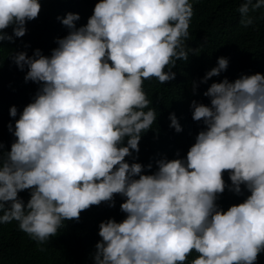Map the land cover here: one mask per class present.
<instances>
[{"label":"clouds","instance_id":"1","mask_svg":"<svg viewBox=\"0 0 264 264\" xmlns=\"http://www.w3.org/2000/svg\"><path fill=\"white\" fill-rule=\"evenodd\" d=\"M40 7L0 0V40L23 36ZM257 9L264 0H240L239 23L254 26ZM192 15L191 0H96L84 24L76 12L57 16L67 32L49 54L8 50L38 87L18 116L8 109L17 118L6 124L14 139L0 143V223L15 220L42 244L89 206L112 207L118 194L124 216L98 222L91 264H254L264 252V74L213 80L207 104L190 102L203 126L183 156H136L157 117L144 81H171L177 59L194 52L186 44ZM227 64L218 56L199 82ZM168 119L180 132L176 116ZM226 188L243 199L222 207Z\"/></svg>","mask_w":264,"mask_h":264},{"label":"trees","instance_id":"2","mask_svg":"<svg viewBox=\"0 0 264 264\" xmlns=\"http://www.w3.org/2000/svg\"><path fill=\"white\" fill-rule=\"evenodd\" d=\"M41 7L38 15L25 22L26 32L13 41L0 40V143L7 148L12 139L6 124L17 117H10L8 109L14 105L17 116L23 105L28 103L38 85L31 80L23 79L24 70H20L7 57L8 50L26 51L30 55L34 48L42 54H49L55 47V38L66 34L67 28L57 19L66 12H76L79 20L77 26L86 23L91 15L96 0H38ZM193 15L189 23L186 44L194 49L188 53V59H177L172 69L176 75L171 81L158 82L154 77L145 80L143 87L156 109L157 117L153 128L141 135L138 141L137 160L147 163L158 158L160 154L174 158L183 156L193 142L196 132L203 126L191 118L189 104L192 100L207 104L208 98L202 93L213 81L223 77L232 80L243 73L260 72L264 74V10L250 11L255 19L254 26L244 27L239 23L236 7L240 0H191ZM3 31L11 34V28ZM27 45V48H25ZM224 56L228 59L227 67L219 75L209 77L200 83L199 78L215 66L216 58ZM26 70V69H25ZM197 81L193 92L191 82ZM173 113L181 131L176 132L169 126L168 114ZM125 159H128L127 157ZM151 171V169L146 170ZM223 178L228 183L227 170ZM246 194V193H245ZM25 201L27 190L18 192ZM238 196L227 188L219 194L217 203L226 208L229 204L240 202ZM122 198L114 194V205L105 202L89 206L82 210L79 219L64 222L55 236L45 242L38 243L17 228L15 220L0 223V264H91L90 254L97 235L98 222L108 217L119 221L123 216L119 210ZM196 255L189 253V259ZM254 264H264V252L258 253Z\"/></svg>","mask_w":264,"mask_h":264}]
</instances>
